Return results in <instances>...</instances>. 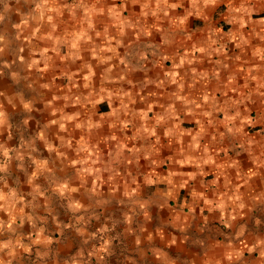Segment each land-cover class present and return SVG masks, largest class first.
Segmentation results:
<instances>
[{"label": "crops", "instance_id": "0c3cea01", "mask_svg": "<svg viewBox=\"0 0 264 264\" xmlns=\"http://www.w3.org/2000/svg\"><path fill=\"white\" fill-rule=\"evenodd\" d=\"M168 3L0 0L4 264H264V0Z\"/></svg>", "mask_w": 264, "mask_h": 264}, {"label": "clouds", "instance_id": "9594fccd", "mask_svg": "<svg viewBox=\"0 0 264 264\" xmlns=\"http://www.w3.org/2000/svg\"><path fill=\"white\" fill-rule=\"evenodd\" d=\"M45 2H47V0H45ZM157 2V5H166L168 9H174V8H177L178 5L175 4V3H172V4H169L168 3V0H156ZM190 2V5H191V10H186V14L184 16V19L187 20L189 16L195 14L197 12L198 9H203V8H207L209 5H214L216 4L217 0H189ZM246 4H248L249 6L245 7L244 5L241 6V9L240 11L243 13V14H250L251 11L253 10L252 7H251V0H245ZM4 19V16L3 15H0V21H3ZM82 38L84 39H88V37L86 36H83ZM3 40V37H0V41ZM73 47H75V45H73ZM3 49L0 48V52H2ZM123 62V61H122ZM183 63V61L181 62ZM172 82H176L175 81V77L173 76V81ZM24 107L26 109H28L30 106L29 104H24ZM0 108H2V105H0ZM4 117V112L3 111H0V118ZM67 119H71V118H67ZM4 121L3 119H0V124H2ZM25 124L28 123L27 120L24 121ZM60 127L63 129L64 125L63 123L61 122L60 123ZM48 148L49 150H52V146L51 144L48 145ZM261 156H264V152L261 153ZM0 171H3V166H0ZM151 183V182H149ZM61 193H63V189H61ZM2 198V197H0ZM244 205L243 204H240V207L242 208ZM69 207L73 210V211H78L80 210L83 205L79 204V203H73V204H70ZM220 209L223 210L224 208V205L221 204L219 205ZM257 223H259V221H257ZM139 242V241H137ZM8 248V245L7 244H0V252H3L4 249ZM255 249H251L250 251H254ZM9 255H12V253H9ZM242 254L237 252L236 253V256L237 257H240ZM260 255L262 257H264V250H261L260 251ZM229 259L231 260L232 257L230 256ZM0 264H4V260L2 258H0ZM10 264V262H9Z\"/></svg>", "mask_w": 264, "mask_h": 264}]
</instances>
